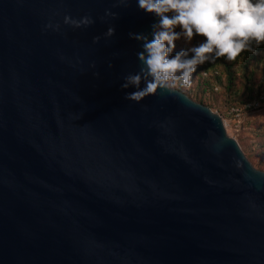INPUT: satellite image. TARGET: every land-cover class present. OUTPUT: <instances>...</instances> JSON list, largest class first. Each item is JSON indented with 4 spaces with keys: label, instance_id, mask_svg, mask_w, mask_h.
I'll list each match as a JSON object with an SVG mask.
<instances>
[{
    "label": "water",
    "instance_id": "95a60500",
    "mask_svg": "<svg viewBox=\"0 0 264 264\" xmlns=\"http://www.w3.org/2000/svg\"><path fill=\"white\" fill-rule=\"evenodd\" d=\"M157 23L138 0H0V264H264V171L221 116L126 99L129 34Z\"/></svg>",
    "mask_w": 264,
    "mask_h": 264
},
{
    "label": "clouds",
    "instance_id": "9594fccd",
    "mask_svg": "<svg viewBox=\"0 0 264 264\" xmlns=\"http://www.w3.org/2000/svg\"><path fill=\"white\" fill-rule=\"evenodd\" d=\"M138 7L158 17V23L153 25L151 39L144 34H129L142 42L143 49L137 53L142 65L139 72L125 77L126 83L121 85L137 89L126 95L131 101L140 102L157 89L169 91L176 81L187 86L198 65L221 57L234 61L242 52L253 50V44L264 43V0H138ZM63 22L78 28L91 24L92 20L65 15ZM45 28L58 30L59 25L49 23ZM113 32L109 28L106 35ZM194 36L204 39L169 56L177 40L190 42ZM142 80L145 86L141 89Z\"/></svg>",
    "mask_w": 264,
    "mask_h": 264
},
{
    "label": "rangeland",
    "instance_id": "374dc122",
    "mask_svg": "<svg viewBox=\"0 0 264 264\" xmlns=\"http://www.w3.org/2000/svg\"><path fill=\"white\" fill-rule=\"evenodd\" d=\"M176 31L179 32L180 28L177 27ZM203 39L201 36H194L190 42H186L181 38L175 42V48L169 56L196 46ZM198 66L192 73L189 85L185 86L182 81H176L174 88L183 91L197 102L201 100L200 103L218 113L227 134L236 139L250 163L256 169L264 171V88L261 92L257 91L262 84L264 85V63L253 62L254 72L252 78L247 80L244 77L242 65L238 62L234 66L238 69L233 88L230 90L219 89L218 92H213L210 89L202 90ZM258 84L259 86H257ZM247 86H252L254 90L250 92Z\"/></svg>",
    "mask_w": 264,
    "mask_h": 264
},
{
    "label": "trees",
    "instance_id": "16d2710c",
    "mask_svg": "<svg viewBox=\"0 0 264 264\" xmlns=\"http://www.w3.org/2000/svg\"><path fill=\"white\" fill-rule=\"evenodd\" d=\"M252 49L253 50L251 51L246 50L242 52L234 61H228L221 57L215 59L213 63L205 62L204 64L199 65L197 70L202 90L207 91L210 89L213 92H218L219 89H232L238 69L234 68V66L238 62L242 65L245 79L250 80L254 72L252 63H264V43L259 46L253 44ZM257 86H259V84ZM262 88H264L263 84L257 89V91L261 92ZM247 89L250 92L254 90L252 86H247ZM198 101L202 102L201 100Z\"/></svg>",
    "mask_w": 264,
    "mask_h": 264
},
{
    "label": "built area",
    "instance_id": "2783aa9c",
    "mask_svg": "<svg viewBox=\"0 0 264 264\" xmlns=\"http://www.w3.org/2000/svg\"><path fill=\"white\" fill-rule=\"evenodd\" d=\"M214 62V60H212V61H209V63H213Z\"/></svg>",
    "mask_w": 264,
    "mask_h": 264
}]
</instances>
